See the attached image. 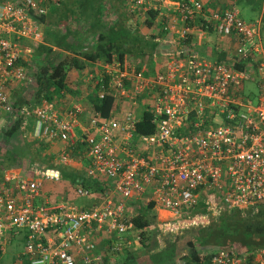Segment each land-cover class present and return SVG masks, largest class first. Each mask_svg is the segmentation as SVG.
I'll return each instance as SVG.
<instances>
[{"label": "built area", "instance_id": "obj_1", "mask_svg": "<svg viewBox=\"0 0 264 264\" xmlns=\"http://www.w3.org/2000/svg\"><path fill=\"white\" fill-rule=\"evenodd\" d=\"M42 1H0V114L10 109V88L30 81L17 61L27 59L31 48L19 39L41 40L34 15L46 12L39 6ZM225 1L226 8L204 16L201 0H185L176 5L177 14L158 21L162 34L172 38L171 47L160 50L165 70L156 75L144 76L116 57L100 62L88 80L102 82L96 97L107 93L117 106L107 119L98 113L91 116L89 134L74 136L84 111L79 104L64 107L44 101L20 111L23 118L34 119L40 137L71 146L77 140L85 142L89 163L83 170L99 179L105 190L94 195L77 185L76 194L92 201L87 207L64 198L36 203L41 173L36 171L32 179L6 173V184L0 186L2 250L9 235L22 233L24 246L17 261L25 257L30 264H100L103 239L110 240V251L117 252L139 241L128 208L132 199L142 198L176 216H187L200 202L213 215L224 208L264 203V59L259 25L245 22L234 0ZM152 3L129 0L128 8L132 13L155 9ZM199 13L202 25L196 21ZM207 29L233 52L214 60L200 56L192 39L209 37ZM242 60L250 66L237 69ZM252 80L256 92L246 88ZM136 107L141 108L139 113ZM144 107L154 132L138 135L136 124ZM61 158L66 162L69 157ZM202 264H264V247L251 258L216 248Z\"/></svg>", "mask_w": 264, "mask_h": 264}, {"label": "trees", "instance_id": "obj_2", "mask_svg": "<svg viewBox=\"0 0 264 264\" xmlns=\"http://www.w3.org/2000/svg\"><path fill=\"white\" fill-rule=\"evenodd\" d=\"M10 1L22 3V0ZM125 1L43 0L39 3L46 12L34 15V21L42 30V38L31 45L32 50L27 59L17 61L26 70L27 76L31 77L30 91H25L23 95L15 94V99L9 101L10 109L0 114V117L7 119L0 128V152L2 146H6L5 152L0 155V186L6 184V170L21 169L23 173L19 175L27 179L36 177V171L41 173L42 190L36 203L46 198L54 199L58 191H63L64 196L55 199H70L72 202L80 198L87 200L76 194L77 185L94 195L103 194L105 189L99 179L88 177L83 169L73 168L61 158H77L82 161V165H87L89 161L85 142L78 141L72 146L68 141L64 142L65 146L59 154L52 150L53 141L44 137L29 141L25 146L16 141L23 121L20 111L24 108H33L44 101L64 107L77 105L83 102L86 94L83 85L86 86L88 82L93 92L101 91L102 82L90 84L88 80L89 74L95 72L100 62H109L116 57L131 65L138 60V67L137 64L135 67L140 70L145 63L143 75L153 76L154 56L159 54V50L152 38H146L143 31L154 25L158 11L138 9L132 13ZM260 1L254 0L255 4H260ZM130 21L134 24H129ZM199 24L202 25L201 22ZM196 30L199 31L198 28ZM210 30L207 29L208 33H211ZM214 49L213 54L218 55L217 59L224 57V52H220L216 46ZM246 66H250L247 60L238 61L235 65L237 69ZM86 67L89 70L84 74L82 71ZM73 72L78 73L75 78ZM106 81L105 78L103 83ZM17 89H21V86ZM92 100L88 106L91 115L98 113L104 119L109 118L117 106V101L107 93ZM142 113L136 124V134H152L154 126L150 123L151 115L145 107ZM139 203L132 221L133 231L139 236L140 248L133 250L128 246L119 252L110 251L108 240L104 244V256L100 264H202L209 260L210 253L216 248L233 250L251 258L264 247V203L257 207L224 208L213 215L200 202L187 211V217L207 214L208 222L191 225L176 233L160 231L153 203ZM18 236L24 242L25 235L20 233ZM11 237L9 235L8 238ZM4 255L5 250L0 245V264L16 263L14 255L9 258H4ZM20 264L30 263L21 257Z\"/></svg>", "mask_w": 264, "mask_h": 264}, {"label": "crops", "instance_id": "obj_3", "mask_svg": "<svg viewBox=\"0 0 264 264\" xmlns=\"http://www.w3.org/2000/svg\"><path fill=\"white\" fill-rule=\"evenodd\" d=\"M184 0H154V10L158 11V16L155 18L154 20V43L157 44L158 50H159V54H157V56H154V68H153V75H156L162 71L165 70V63L161 62L160 63V50H164L165 48H170L171 44H170V39L172 37L170 36H164L162 34V32L160 31L161 27L160 24L158 23V21L161 22H165L167 20V17L173 14H177L175 11V7L179 2H182ZM204 6V12L202 13L204 16L209 15L210 13L217 11V10H221L226 8V2L225 0H201ZM234 5L238 11L239 16L248 23H257L259 25V23H262L264 21V0L260 1V4H255L254 0H234ZM242 10V11H241ZM242 13L247 14L248 16H250L249 21H246V19H244L241 15ZM201 13L197 14V23L198 25L199 22H201L202 20V15ZM152 30L146 29V31H143V33L146 34V38H151L149 37V35L151 34ZM143 33H141L143 35ZM12 36V35H9ZM260 39V37H259ZM173 41V40H172ZM225 41V40H224ZM19 43H21L22 45L25 46H29L31 48V45H33V43H35V41L27 39V38H20L19 39ZM192 43L194 46V49L198 52V54L200 56L205 57L206 59L209 60H214L217 59L218 55H214V47L216 46L219 51L223 52L224 49V57L231 54L233 51H230L228 48V46H230L229 44L226 45L227 47L223 44L222 38L220 36H216L214 34V32H211L209 37L203 38V39H199L196 36L193 37L192 39ZM260 45L262 48V57L264 59V50L261 44V40H260ZM231 47V46H230ZM32 50V48H31ZM218 59H221L218 58ZM137 64L138 67V60L137 61H133L131 66L136 68L137 71H141L143 73L144 69H145V63L141 65L140 70L137 69V67H135V65ZM88 67H86L82 72L84 74L87 73L88 71ZM91 70H95L92 69ZM73 77L75 78L76 75H78L77 72H73L72 73ZM82 82V81H81ZM80 82V83H81ZM31 80L28 82H24V83H20V84H15L14 86H12L9 90V101L12 102L15 99V94H24L26 93L25 91H30V87H31ZM247 84V82H246ZM89 82L85 85H83V87L86 89V94H84V98H83V102H78L79 105H81L84 109L83 113L79 116L78 118V122H77V126L74 129V136L76 138H78L79 136H83V134H89L90 133V128H89V120L91 115V111L89 109L91 102L93 101L92 99H94L96 97V93L94 90V92L91 90V88H89ZM18 86H21V89H17ZM88 86V87H87ZM71 99L73 100V98L71 97ZM89 106V107H88ZM128 108V107H126ZM141 110L140 107H136V111L137 113H139ZM112 115H114L112 113ZM0 121L2 123H6L7 119L5 117H0ZM3 124V125H4ZM21 131H19V136L17 137V141L20 144L24 143V146L29 142V141H33L36 138H41L38 133H37V128L34 122L33 118H23L22 124H21ZM79 140H77L76 142H78ZM52 143V150H54V152H57L60 154L62 148L65 146L64 142L56 140L51 142ZM69 166H72L73 168L78 167L79 169H83L85 166L82 165V161L81 162H76L74 158H71V160L68 162ZM7 171V170H6ZM65 189V188H64ZM60 196H64L63 195V191L58 193H55V198H58ZM52 199V200H55ZM69 199V198H68ZM142 198H135L130 200L129 202V210L131 213L134 214L135 208H139L140 203L139 202H143L141 200ZM70 200V199H69ZM84 202L80 203L79 205L77 204L79 201V199H74V201L72 202V200H70L74 205L76 206H80V207H87L89 206L88 201H90V199H83ZM83 204V205H82ZM153 210L156 212V215L158 218H166V217H170L167 220L173 219L174 217H176V215H174V213L163 209V208H159L157 206L153 207ZM166 220V221H167ZM158 223V221H157ZM165 224L168 222H164ZM100 239V238H99ZM106 243V241L103 239V241L100 243L99 242V246L102 248H104V244ZM131 249L136 250L138 248H140V244L139 243H131L129 246ZM15 264H20V261L16 260Z\"/></svg>", "mask_w": 264, "mask_h": 264}, {"label": "rangeland", "instance_id": "obj_4", "mask_svg": "<svg viewBox=\"0 0 264 264\" xmlns=\"http://www.w3.org/2000/svg\"><path fill=\"white\" fill-rule=\"evenodd\" d=\"M127 1L128 0L125 1L126 6H127ZM241 15H242V17L244 19H246V21H249L250 19H253V18H250V16H248L245 13L241 12ZM135 18H137V17H135ZM132 22L133 21H130L129 24H134ZM153 29H154V26L151 29H149V30H153ZM259 37H260L261 44H262V47H263V50H264V21L262 23H259ZM253 79H255V78H253ZM30 80H31V77H30ZM246 88L248 90L255 91V92L257 90L256 84L254 83L253 80L247 82ZM2 126H3V123L0 121V128ZM3 144L4 143H2V145ZM5 149H6V146H2V150L0 152L1 156L5 152ZM70 160H67L66 162L68 163ZM76 168H78V167H76ZM18 171H19V173L17 174ZM6 173L8 175H16L17 176L19 174H22L23 171L21 169H10V170L8 169L7 171H5V174ZM79 200H81V201H79L77 203L78 205L80 203L84 202V200L81 199V198ZM89 203L90 202L88 201V204ZM168 218H170V217H166V218H158L157 217L158 227L160 228L161 232H166V233L167 232H174V233H176V232H178L180 230H183V229H185L187 227H190L191 225L205 224V223L208 222V216L202 217L200 215L192 216V217H189V218L187 216L181 215V216H176L173 219L167 220ZM164 222H171L173 224V227L168 229L167 227H165V223ZM22 239L23 238L21 236H15L14 235L13 237L7 238V240H5V244H4V246H5V255H4V258H9L12 255H14V257L16 258V255L21 253V251L23 250V246H24V242H23Z\"/></svg>", "mask_w": 264, "mask_h": 264}, {"label": "clouds", "instance_id": "obj_5", "mask_svg": "<svg viewBox=\"0 0 264 264\" xmlns=\"http://www.w3.org/2000/svg\"><path fill=\"white\" fill-rule=\"evenodd\" d=\"M4 1H10V0H4ZM128 4H129V0L127 1V6H128ZM154 26V25H153ZM152 26V27H153ZM151 27V28H152ZM151 28H149V29H151ZM152 34H154V29L152 30V32H151V34L149 35V37H151L152 38V40L154 39L153 37H152ZM71 158H68V160H70ZM75 159V161H77V162H81L79 159H77V158H74ZM143 201V200H142ZM144 202V201H143ZM134 215V214H133ZM202 215H204V214H202ZM202 215H200V216H202ZM158 224V223H157ZM159 228V227H158ZM160 229V228H159ZM134 243V242H133ZM138 243H139V241H138ZM130 246V245H129Z\"/></svg>", "mask_w": 264, "mask_h": 264}]
</instances>
